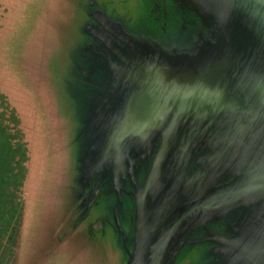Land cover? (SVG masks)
<instances>
[{"label":"rangeland","instance_id":"1","mask_svg":"<svg viewBox=\"0 0 264 264\" xmlns=\"http://www.w3.org/2000/svg\"><path fill=\"white\" fill-rule=\"evenodd\" d=\"M191 1L198 0H0V163L9 165L0 175L11 180L0 213L13 207L12 196L22 209L10 264H150L168 223L201 203L216 210L197 211L174 231L166 261L171 252V264H264L263 157L255 177L223 163L231 150L193 165L198 152L189 149L172 169L166 223L148 239L147 215L159 205L152 202L146 233L140 229L134 199L149 186L163 141L160 131L122 134L129 116L147 106L126 75L138 60L172 66V15L196 11ZM199 7L215 18L211 30L233 13ZM250 179L257 191L225 203Z\"/></svg>","mask_w":264,"mask_h":264},{"label":"crops","instance_id":"2","mask_svg":"<svg viewBox=\"0 0 264 264\" xmlns=\"http://www.w3.org/2000/svg\"><path fill=\"white\" fill-rule=\"evenodd\" d=\"M209 2L191 1L189 5L196 11L179 18L172 15L178 20L172 19V66L165 60L157 64L138 60V68L126 75L128 84L137 85L139 102L147 106L139 110L140 120L127 119L123 133L144 136L162 129L164 120L172 117L177 141L196 133L189 147L198 152L191 153L193 165L212 162L218 152L223 157L232 136L236 140L227 148L231 157L223 163L242 164L248 174L257 176V159L264 158V12L250 4L240 11L231 9L233 13L223 20L221 29L211 30L215 18L199 7ZM240 67L247 68L244 76L236 72Z\"/></svg>","mask_w":264,"mask_h":264},{"label":"flooded vegetation","instance_id":"3","mask_svg":"<svg viewBox=\"0 0 264 264\" xmlns=\"http://www.w3.org/2000/svg\"><path fill=\"white\" fill-rule=\"evenodd\" d=\"M169 124L167 125L166 128L163 127V130H161V129L157 130L158 132L160 131V136H161V138L157 141V143L163 141V144L161 145V147L159 146L158 150L156 151L155 156H153V160H152L153 164L150 165V167H149V170L147 173V178L149 177V180H148L149 186H146L147 188H146L145 192L143 193L145 195L144 196H142L143 194L139 195L137 199L136 198L134 199L135 202H136V200H138V207L141 210L139 218H140V222L142 223L143 227L142 228L140 227V229L142 231L144 230L145 233H146V230H145L144 209H145L146 205H150L152 202H153L152 203L153 205L159 204L157 209H153V212L151 213L150 217H149V215H147V218L149 219L148 221H149V228H150V230L148 232V239H152V237L154 236L155 230H157L156 231V233H157L158 227L160 225L166 223V220L170 216V214H167L166 218L163 219L164 213L166 212L168 205L172 202V189H171L172 179H173L172 174L174 175V178L176 177L175 175H177V174L173 173L172 169L176 168L177 165L183 164V162L182 163L180 162V160L183 157L182 149H183L184 143L186 142V140L191 135V134H188L183 139H182V137H180L179 141H177L178 136H179V134L177 135V133H178L177 128L175 130V129L171 128V126ZM168 131L170 132V136H169V141L167 144H169L171 142L170 146L164 144V138H165ZM122 134H123V130H122ZM139 137H142V136H139ZM206 144H207V142L204 145H206ZM189 149L187 150L185 157L187 156ZM177 150H179V151H177ZM172 152H174V153H172ZM214 159H215V157H214ZM190 160H191V158H190ZM148 191H149V194L146 193ZM244 191L245 190H240L237 192L232 191V192L228 193L226 196V201H228V200L231 201V200L235 199L236 196H241L244 193L249 192V191L248 192H244ZM230 196H232V198ZM225 205H223V206H225ZM198 206H201V207H199L197 211H200V212L204 211V214H206L208 212L207 208L210 207L208 205V203H201ZM198 206H196V207H198ZM196 207L193 208V212L191 213L192 215L190 217H192L195 213H197V211L194 210ZM220 207H222V206H220ZM190 210L188 212H190ZM146 229H148V228H146ZM170 230H172V220L168 223L164 232L159 236L160 238L159 237L156 238V242L154 244V248L150 254V257H152L154 255L157 248H159L158 246H160L159 245L160 241H162L163 237L167 233H169ZM171 241H172V234L168 238L167 243L163 249L159 264H163L164 258L166 261V253L170 247ZM170 255H171V252H170L169 257H168L165 264H171L170 261L172 260V255L171 256Z\"/></svg>","mask_w":264,"mask_h":264},{"label":"water","instance_id":"4","mask_svg":"<svg viewBox=\"0 0 264 264\" xmlns=\"http://www.w3.org/2000/svg\"><path fill=\"white\" fill-rule=\"evenodd\" d=\"M210 2V4H211V6L213 5V6H215V7H217V6H219V7H222L223 9H226V10H230L231 11V9L234 11V10H236V11H240L241 9H244L246 6H250V5H252V6H254L255 8H256V10L258 11V12H260V11H262V12H264V0H209ZM225 4H227L228 6L226 7L225 6ZM248 4H250V5H248ZM217 5V6H216ZM235 11V12H236ZM135 116V114L133 113V114H131V116H129V117H131L132 119H133V121H134V119H136V120H140L141 118H140V114H138L137 115V117H134ZM245 121H251V119H247V120H245ZM248 123H250V122H248ZM125 125V124H124ZM123 125V126H124ZM170 126H171V128H172V122H170V124H169ZM152 130V129H151ZM153 131V130H152ZM151 132V131H150ZM169 136H170V132L168 131L167 132V134H166V136H165V138H164V143H167L168 141H169ZM128 137H130V136H128ZM127 138V137H126ZM195 138H196V133L195 132H193V133H191V135L189 136V138L186 140V142L184 143V146H183V149H182V151H183V153H185V152H187V150L189 149V147L192 145V143L194 142V140H195ZM229 139H231V141L232 140H236V139H234L232 136L229 138ZM229 143V142H228ZM231 143V142H230ZM229 143V144H230ZM229 144H227V146H226V148H225V150L227 149V147H228V145ZM219 153V152H218ZM218 153L215 155V156H217V158L219 157V155H218ZM214 160V159H213ZM181 165V164H180ZM180 165H177V167L179 168L180 167ZM256 177V176H255ZM262 179L264 180V174H263V177H262ZM251 181H253L254 182V184L253 185H250V186H248L247 188H245V191L244 192H251V191H257V189H256V187H258L259 185H256V180L257 179H250ZM260 186H262L261 188H263L264 189V185H260ZM259 186V187H260ZM260 190H262V189H260ZM237 197V196H236ZM228 201H230V200H228ZM228 201H226L225 203H227ZM225 203H222V204H225ZM199 207H201V206H198V207H196L194 210L195 211H197L198 210V208ZM217 206H215V207H208L207 209H208V212H210V211H213V210H216L215 208H216ZM193 212V210L192 211H190V212H188V213H185V214H183L180 218H178V220L173 224V226H172V230H170L169 231V233H167L164 237H163V239H162V241H160V246H158L159 248H157V250H156V252L154 253V255L152 256V259H151V262H150V264H159V262H160V258H161V256H162V252H163V249H164V247H165V245H166V243H167V240H168V238L171 236V234L173 235V233H174V231L185 221V220H187L192 214Z\"/></svg>","mask_w":264,"mask_h":264},{"label":"trees","instance_id":"5","mask_svg":"<svg viewBox=\"0 0 264 264\" xmlns=\"http://www.w3.org/2000/svg\"><path fill=\"white\" fill-rule=\"evenodd\" d=\"M4 149H7V147ZM1 151L2 149L0 150V157H1ZM3 164L0 163V172H1V167ZM8 168H9L8 164L3 165V169H8ZM6 180H8L10 184V181H11L10 178L4 179L0 175V182H1L0 196L2 195L10 196V193L8 192L7 193L2 192L3 183L6 182ZM10 198L6 199L8 203L10 202ZM12 199H14L13 207L10 208V206H8L9 208L8 211L4 210L0 213V219L2 222V223L0 222V232L3 233L4 235L2 240H0V264H10V261L14 259V256H15L14 248L16 246L15 243H16V238L18 235L19 224H20L21 215H22V209H21V206L18 207V204L15 203V198L13 196H12ZM1 229L7 232H3L1 231Z\"/></svg>","mask_w":264,"mask_h":264},{"label":"bare ground","instance_id":"6","mask_svg":"<svg viewBox=\"0 0 264 264\" xmlns=\"http://www.w3.org/2000/svg\"><path fill=\"white\" fill-rule=\"evenodd\" d=\"M252 10H253V8H252ZM255 12V11H254ZM264 16V15H263ZM146 69H148V68H145V70ZM151 71V70H150ZM221 72V71H220ZM216 73H217V71H216ZM136 74V73H135ZM156 74V73H155ZM165 75H167V74H165ZM176 75V74H175ZM151 76H153V75H151ZM161 77H162V75H160ZM170 76V75H169ZM171 77V76H170ZM173 77H175V76H173ZM173 77H171V78H173ZM215 77V76H214ZM153 78V77H152ZM218 78V77H217ZM212 79V78H211ZM210 79V80H211ZM172 80V79H171ZM207 80V79H206ZM210 80H207V82H209ZM223 80V79H222ZM221 80V81H222ZM192 81V80H191ZM196 81V80H195ZM205 81V80H204ZM212 81H214V80H212ZM211 81V82H212ZM181 82V81H180ZM189 82V81H188ZM202 82V81H201ZM217 82H218V80H217ZM192 84V83H191ZM212 84V83H211ZM179 85V84H178ZM189 85H190V83H189ZM193 85V84H192ZM170 86V85H169ZM173 87V86H172ZM189 87H191V86H189ZM188 87V88H189ZM167 88V87H166ZM170 88V87H169ZM148 89V88H147ZM183 89V88H182ZM152 90V89H151ZM168 90V89H167ZM173 90V89H172ZM184 90V89H183ZM189 90V89H188ZM146 91V90H145ZM185 91V90H184ZM153 92V91H152ZM150 93H151V91H150ZM197 93V92H196ZM175 94V93H174ZM165 95H166V92H165ZM189 95V94H188ZM141 96V95H140ZM168 96H169V94H168ZM193 96H195L194 94H193ZM177 97V96H176ZM170 99V98H169ZM134 102H135V100H134ZM195 102H196V100H195ZM171 103V102H170ZM151 104V103H150ZM157 104V103H156ZM135 106H136V104H135ZM180 106V105H179ZM133 107H134V104H133ZM149 107V106H148ZM152 107V106H151ZM150 107V108H151ZM176 107V106H175ZM154 109V108H153ZM131 111H132V109H131ZM158 111V110H157ZM162 112V111H161ZM208 112H209V110H208ZM132 113V112H131ZM150 114V113H149ZM156 114V113H155ZM156 116V115H155ZM158 116V115H157ZM156 116V117H157ZM135 117V116H134ZM146 118V117H145ZM154 118V117H153ZM154 120V119H153ZM159 122V121H158ZM142 123V122H141ZM146 124V123H145ZM145 124H142V125H144L145 126ZM140 125V124H139ZM153 125V124H152ZM156 125H158V123L156 124ZM154 128V127H153ZM149 129V128H148ZM144 130V129H143ZM146 130V129H145ZM165 155V154H164ZM100 225V224H99ZM99 228V227H98Z\"/></svg>","mask_w":264,"mask_h":264}]
</instances>
